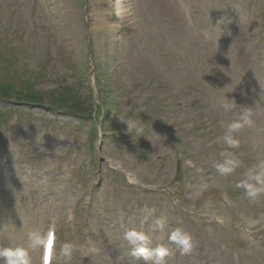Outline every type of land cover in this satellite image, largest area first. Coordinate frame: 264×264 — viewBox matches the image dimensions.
Segmentation results:
<instances>
[{
  "label": "rangeland",
  "instance_id": "374dc122",
  "mask_svg": "<svg viewBox=\"0 0 264 264\" xmlns=\"http://www.w3.org/2000/svg\"><path fill=\"white\" fill-rule=\"evenodd\" d=\"M261 162L264 0H0V248L42 264L52 230L53 264H145L135 229L165 264H264V193L237 187Z\"/></svg>",
  "mask_w": 264,
  "mask_h": 264
},
{
  "label": "clouds",
  "instance_id": "9594fccd",
  "mask_svg": "<svg viewBox=\"0 0 264 264\" xmlns=\"http://www.w3.org/2000/svg\"><path fill=\"white\" fill-rule=\"evenodd\" d=\"M224 110L230 111L232 105L230 103H224L222 105ZM251 113L249 110L244 109L240 118L236 121L231 122L227 127V132L223 137V141L230 147L236 148L239 146V141L233 137L234 133H238L245 125L251 126ZM127 124V133L132 134L133 130L137 134L143 132V126L139 122L134 121H123ZM222 155H224L222 153ZM230 157V154H228ZM238 165V161L228 158L223 164H217V171L222 175L230 174L234 171ZM259 171L256 175L250 176V179L254 183L242 181L237 187H242L246 190V194L250 199H256L261 193H264V162L258 165ZM156 225L160 228L164 226L163 220H157ZM131 247L130 255L139 260H143L145 264H165V257L169 255V249L163 245H157L155 248H149L148 245L151 243L149 237L135 229L127 230L123 237ZM55 241V234L52 230H49L46 234L31 233L29 235V248L37 249L43 248L45 251L44 264H48V252L53 248ZM168 241L171 244H175L180 250L181 254H186L191 251V237L183 230L177 228L173 230L168 236ZM74 246L70 243H65L61 246L60 255L61 257L71 259ZM0 260L4 261V264H31L29 251L27 248L22 246L13 247H2L0 248Z\"/></svg>",
  "mask_w": 264,
  "mask_h": 264
},
{
  "label": "bare ground",
  "instance_id": "6f19581e",
  "mask_svg": "<svg viewBox=\"0 0 264 264\" xmlns=\"http://www.w3.org/2000/svg\"><path fill=\"white\" fill-rule=\"evenodd\" d=\"M165 3L168 4L167 1H165ZM121 170H122V169H121ZM121 170H120V171H121ZM141 232H142V231H141ZM143 233H144V232H143Z\"/></svg>",
  "mask_w": 264,
  "mask_h": 264
}]
</instances>
